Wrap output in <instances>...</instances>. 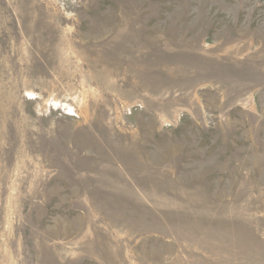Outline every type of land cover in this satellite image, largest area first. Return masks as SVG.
I'll list each match as a JSON object with an SVG mask.
<instances>
[{
	"label": "rangeland",
	"instance_id": "rangeland-1",
	"mask_svg": "<svg viewBox=\"0 0 264 264\" xmlns=\"http://www.w3.org/2000/svg\"><path fill=\"white\" fill-rule=\"evenodd\" d=\"M0 264H264V0H0Z\"/></svg>",
	"mask_w": 264,
	"mask_h": 264
}]
</instances>
